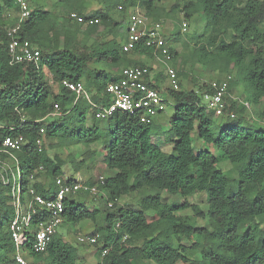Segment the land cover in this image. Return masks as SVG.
Instances as JSON below:
<instances>
[{
  "label": "trees",
  "instance_id": "obj_1",
  "mask_svg": "<svg viewBox=\"0 0 264 264\" xmlns=\"http://www.w3.org/2000/svg\"><path fill=\"white\" fill-rule=\"evenodd\" d=\"M137 1L150 17L154 1L130 0L129 4ZM187 8L192 11L185 13L186 18L196 12L205 21L203 33L190 48V57L204 68L235 71L245 102L251 107L264 104V0H192ZM6 9L18 8L14 0H0V149L5 138H20L18 148L10 154L18 169V180L12 182L19 187L24 207L30 201V188L52 198L54 180L62 176V160L50 156L43 146L39 151L37 140H54L63 147L98 143L103 163L111 172L99 190L114 208L91 233L99 235L94 246L102 245L94 264H264V128L244 127L243 116L237 114L238 108L242 112L246 109L244 105L231 102L226 115L217 117L223 121L218 122L200 97L208 90L207 84L196 90L166 88L162 93L168 96L171 110L167 132L122 111L102 126L90 104L83 98L75 102V94L61 82H83L87 91L93 90L90 97L94 103H106L105 86L119 74L90 68L89 64L120 65L123 52L119 44L112 40L102 50L76 48L67 38L55 37L49 12L36 7L19 35L41 49L38 66L10 65L7 30H2ZM89 18L109 20L101 11L85 19ZM132 52L151 56L153 48L138 45ZM137 66L144 65L128 63L124 67ZM146 82L158 90L156 79L146 78ZM55 106L61 115L52 119L48 115ZM230 111L235 114L232 119L227 115ZM256 116L264 122V110ZM156 136L163 137L169 152L153 142ZM194 140L201 146L195 148ZM0 157L9 158L4 153ZM221 159L229 164L228 169L221 168ZM39 167L42 173H36ZM32 174L34 179L44 174L46 181L34 182L29 179ZM7 180L6 184L0 181V264H8L13 251L9 233L12 197L7 201L4 194V188L11 184L8 176ZM139 190L153 193L138 203L137 210L115 207L120 197ZM161 193L179 198V203L163 201ZM199 193L206 196L209 230L196 227V220L205 214L187 201ZM189 209L191 214L178 215ZM95 217V211L74 197L64 201L63 223L74 226L86 219L94 222ZM47 218L48 212L36 209L29 229ZM176 239H186L191 245H181ZM136 241L139 244H134ZM25 248L31 264H84L77 248L57 233L44 253L30 252L28 243ZM193 255L198 258L190 259Z\"/></svg>",
  "mask_w": 264,
  "mask_h": 264
},
{
  "label": "rangeland",
  "instance_id": "obj_2",
  "mask_svg": "<svg viewBox=\"0 0 264 264\" xmlns=\"http://www.w3.org/2000/svg\"><path fill=\"white\" fill-rule=\"evenodd\" d=\"M26 1L31 11L36 7H40L44 11L49 12L51 18L50 22L52 29L55 32V37H59L61 39L67 38L68 41L74 44V47L76 48L81 49L83 47H87L90 50L94 48L102 50L103 46L112 40L117 42L119 47H121L126 38V28L130 12V4L125 6L120 4L118 0ZM153 1L155 8L150 10V16L154 21L161 22L163 38L165 39L167 46L173 52V54H171L170 60L167 63L168 66L165 67L162 66V63L158 61L153 54L151 57L145 58L143 61H141L142 65L149 68L150 79L157 80L159 92L163 94L162 92L166 88H170L168 85L166 72L167 67H169L177 72V88L182 90H190L192 88L196 90L203 84L209 85L213 82L225 80L230 86V91L228 92L226 102L228 104L231 102H237V104L242 106V103H244L246 100V96L243 93L242 86L235 82V71L223 72L217 69L214 70L211 68L201 67L189 55L190 48L197 41L196 36H200L203 33L205 25L204 19L196 12H194L190 18L185 17V13L187 11H192L190 8L186 9L187 4L192 2V0ZM143 9L142 11L145 10ZM96 11H101L103 13L105 12L109 20L107 22H103L99 18H89L88 20L85 19ZM73 14L82 18V21L78 22L75 20ZM3 16V31L20 23L19 12L17 9H6ZM183 23L186 24L184 31H182ZM0 43H2V40H0ZM32 45L38 50H41L38 46H36V44ZM132 54L134 53H120L123 59V62L120 65L110 66L108 62L105 64L93 61L91 62L90 68L106 70L108 73L116 76L119 74L121 68L129 63V60H131L130 55ZM87 93L89 96H91L93 90L90 92L87 91ZM163 99L165 101L169 100L166 94H163ZM262 110H264V104L252 107L249 106L243 112L241 111V108H238L237 114L239 116H243L244 127L247 129L264 128V122L256 116L257 113ZM170 114V106H167L153 122L154 125L158 126L164 133L169 129L168 120L170 118ZM90 120L91 114L89 113L88 123H90ZM214 120L218 122L223 121L217 117H214ZM95 121L98 122V120ZM99 123L104 126L106 121H99ZM153 142L163 151H170V146L164 142L162 136L153 137ZM194 146L195 148H198L201 146V143L194 140ZM43 148L50 156L56 155L62 160V176L64 177L77 178L82 180L84 183H94L99 177L108 178L111 176V172L106 169L103 163L104 153L102 152L98 143L92 144L90 146L74 145L63 147L57 145L54 140H45L43 142ZM210 151L214 152L216 156L219 155V153L211 147ZM14 163L15 161L12 157H0V181L2 182V179L6 181L8 176L11 182L9 187L4 188V194L7 201L11 200L13 179L15 182L18 180V171L15 168ZM220 166L223 169L229 168V164L224 159H221ZM33 181L45 182L46 178L44 174H38ZM152 193L148 190H139L130 195L120 197L116 201L115 207H128L137 210L138 203L143 198ZM160 195L161 199L167 203H179V198L177 197L168 196L163 193ZM73 197L78 203L85 204L87 209L96 212L95 221L93 222L89 219H86L74 226L64 222L58 227L57 236L61 237L64 241L71 243L77 248L81 261L84 264H94L98 259V250L102 246L101 242L98 243V246L80 245L77 241V237L81 234H90L95 232V228L101 225L105 215L112 211L114 207L110 208L108 206L109 200H107L105 193L100 190L96 195H91L88 194L87 191H82ZM187 201L190 204L197 205L199 209L205 214L203 218H198L196 220V227L209 230L210 223L207 217L208 206L205 194H196L188 198ZM179 214H191V210L189 209L178 213V215ZM176 242L185 246L191 245V242L186 239H176ZM134 244H139V241L134 242ZM197 258V255L190 257V259Z\"/></svg>",
  "mask_w": 264,
  "mask_h": 264
},
{
  "label": "built area",
  "instance_id": "obj_3",
  "mask_svg": "<svg viewBox=\"0 0 264 264\" xmlns=\"http://www.w3.org/2000/svg\"><path fill=\"white\" fill-rule=\"evenodd\" d=\"M130 0H119L122 5L129 4ZM20 17V23L7 29L6 37V52L10 65L20 63H34L38 66L40 52L27 39L19 35L21 26L30 17V8L26 0H14ZM129 16L126 28V38L121 46L123 53L131 52L136 46L153 48V55L162 66H168L171 54L165 39L163 38L162 24L159 21H154L147 16L139 6L137 1L135 5L129 7ZM75 20L82 21V18L73 14ZM186 24H182V31L185 30ZM167 62H166V61ZM168 85L172 89L177 88V72L172 68L167 67ZM150 77V70L146 66L123 67L119 72V77L115 81L107 83L105 93L108 96L106 103H94L88 95L82 83H73L67 80L61 82V86L67 88L75 94V102L78 98H83L87 101L93 112L94 117L100 121L107 120L117 111L126 112L129 114L138 115L143 124H153L155 118L165 110L169 100L163 99V94L158 90L147 85L146 78ZM150 79V78H149ZM229 92V84L223 81H217L208 85V90L200 94L202 102L206 107L214 113L215 117L226 115L225 109L229 106L226 102ZM243 105L248 108L249 104L244 102ZM60 111L55 106L54 112L48 117L60 116ZM229 118H234V112L227 113ZM19 139L7 137L3 141V149H0V154L4 153L7 156L14 157L10 154L11 150L18 148ZM37 146L41 151L43 140H37ZM15 161V159H14ZM16 164V163H15ZM17 169V168H16ZM18 171V169H17ZM43 168L39 167L36 173H42ZM30 180L34 179V175L29 176ZM14 180V179H13ZM8 183V180L4 181ZM105 183L104 177H99L92 185L84 183L77 178H67L57 176L54 180L55 194L52 198H44L37 194L34 188H30L28 196L30 201H27L26 207L23 206L20 199L19 187L15 182L11 192V206L13 208V219L10 223L9 233L13 245V251L9 256L8 264H31V259L27 254L25 243H28L30 252L41 254L47 249L51 237L57 233V229L63 223L64 201L73 196L78 195L82 191H87L88 194L96 195L99 192L100 186ZM109 207L113 206L112 202L108 203ZM38 210L48 212V218L45 221H40L34 229H29L31 225V216ZM118 227V224L116 225ZM27 232L29 233L27 235ZM99 239L98 234H81L77 237L80 245L94 246ZM106 252V251H105ZM105 252L102 253L104 256Z\"/></svg>",
  "mask_w": 264,
  "mask_h": 264
},
{
  "label": "crops",
  "instance_id": "obj_4",
  "mask_svg": "<svg viewBox=\"0 0 264 264\" xmlns=\"http://www.w3.org/2000/svg\"><path fill=\"white\" fill-rule=\"evenodd\" d=\"M126 6H128V4L126 5ZM131 5H129V7H130ZM140 6V5H139ZM140 9L142 10L143 8L140 6ZM144 10V9H143ZM145 14H146V12H145V10L143 11ZM147 15V14H146ZM149 16V15H148ZM150 18H152L151 16H150ZM153 20V19H152ZM124 42H125V40H124ZM124 42L122 43V45L124 44ZM130 53H133L132 51L130 52ZM130 53H128V54H130ZM122 54V53H121ZM148 57H151V56H147V55H143V54H136V53H134V54H132V55H130V59L131 60H129V64L130 63H132V65H134L135 63H139V64H142L141 63V61H143L145 58H148ZM121 58H122V56H121ZM89 65H91V63L89 64ZM150 78V77H149ZM151 80V79H150ZM83 84V83H82ZM85 88V87H84ZM15 164V163H14Z\"/></svg>",
  "mask_w": 264,
  "mask_h": 264
}]
</instances>
